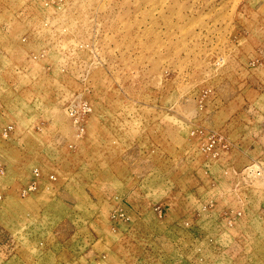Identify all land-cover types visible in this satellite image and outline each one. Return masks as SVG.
I'll list each match as a JSON object with an SVG mask.
<instances>
[{"label":"rangeland","instance_id":"1","mask_svg":"<svg viewBox=\"0 0 264 264\" xmlns=\"http://www.w3.org/2000/svg\"><path fill=\"white\" fill-rule=\"evenodd\" d=\"M0 264H264V0H0Z\"/></svg>","mask_w":264,"mask_h":264},{"label":"bare ground","instance_id":"2","mask_svg":"<svg viewBox=\"0 0 264 264\" xmlns=\"http://www.w3.org/2000/svg\"><path fill=\"white\" fill-rule=\"evenodd\" d=\"M15 44V43H14ZM70 113V112H69ZM78 120V119H77Z\"/></svg>","mask_w":264,"mask_h":264}]
</instances>
